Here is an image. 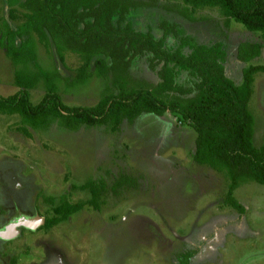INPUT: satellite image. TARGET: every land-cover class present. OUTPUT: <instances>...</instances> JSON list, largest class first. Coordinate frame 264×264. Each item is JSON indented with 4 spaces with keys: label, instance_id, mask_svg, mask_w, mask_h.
<instances>
[{
    "label": "rangeland",
    "instance_id": "rangeland-1",
    "mask_svg": "<svg viewBox=\"0 0 264 264\" xmlns=\"http://www.w3.org/2000/svg\"><path fill=\"white\" fill-rule=\"evenodd\" d=\"M125 1L134 3L127 22L137 30H151L160 38L162 21L177 24L178 34L166 37L168 48L178 47L185 35L208 45L222 42L229 54L227 73L236 81L247 65L237 58L239 43L261 40L241 23L226 26L216 7L200 9L198 20L191 21L166 10L169 0ZM9 8L0 0V18L17 28L20 22L9 18ZM35 44L40 65L60 71L57 84L66 103L92 105L100 99L105 78L93 76L69 87L64 78L74 76L77 55L65 52L62 60L55 48L48 52L37 39ZM253 63L264 64V51ZM21 69L29 71L32 66L14 63L0 46V95L19 90L14 80ZM132 71L159 80L147 56L136 58ZM189 80L186 72L178 77L180 83ZM30 94L38 103L45 94L44 81ZM250 108L256 118L254 143L260 146L264 72L256 74ZM20 121L18 114L0 115V264H176L189 251L191 264H264V184L249 182L235 190L243 213L228 205V178L194 161L197 133L178 117L145 113L134 123L124 121L118 132L104 125L74 131L53 120L46 128L30 127L33 136L18 130ZM122 173L134 176L137 186L118 194L111 189L101 208L86 205L53 227L45 226L47 218L57 216L62 195L73 203L90 198L89 189L74 185L104 180L109 186ZM39 217L45 222L22 229L24 236H18L25 218Z\"/></svg>",
    "mask_w": 264,
    "mask_h": 264
},
{
    "label": "trees",
    "instance_id": "trees-1",
    "mask_svg": "<svg viewBox=\"0 0 264 264\" xmlns=\"http://www.w3.org/2000/svg\"><path fill=\"white\" fill-rule=\"evenodd\" d=\"M9 18L20 22L17 28L0 18V46L16 64L32 66L17 70L15 84L19 90L0 95V115L21 116L18 130L31 136L30 127L46 128L53 120L69 130L83 126H106L118 132L124 121L134 123L142 114L163 116L167 112L191 126L197 133L194 161L206 165L228 178L225 202L240 212L244 205L235 190L249 182L264 184V143H254L256 118L250 108L256 74L264 64H254L264 51V0H169L164 6L188 20H198L197 12L216 7L226 26L241 23L261 40L245 39L237 47V58L247 63L242 78L236 81L227 73L229 58L222 42L198 43L185 35L176 48H168L166 37L178 34L177 24L162 21V37L140 31L128 21L134 3L125 0H6ZM21 39L20 43L17 41ZM37 41L51 52L55 48L64 60L65 52L75 53L79 64L73 77H65L67 86L84 84L93 76L107 80L100 99L92 105L66 103L57 80L58 69L45 70L38 61ZM188 49L186 52L185 49ZM147 56L148 66L159 80L150 81L132 71L136 58ZM186 72L189 83L178 77ZM43 80L45 94L38 103L31 100L30 89ZM33 136V135H32ZM137 180L122 173L108 186L104 181L89 180L81 189H89L87 200L71 202L67 194L60 198L56 217L47 218L45 226L68 219L86 205L101 208L104 196L112 189L137 186ZM51 203L53 198L48 199ZM193 252L183 255L176 264H191Z\"/></svg>",
    "mask_w": 264,
    "mask_h": 264
},
{
    "label": "flooded vegetation",
    "instance_id": "flooded-vegetation-1",
    "mask_svg": "<svg viewBox=\"0 0 264 264\" xmlns=\"http://www.w3.org/2000/svg\"><path fill=\"white\" fill-rule=\"evenodd\" d=\"M23 216H24V215H22V217L20 218V221H23ZM19 226H20V228H21V229H20L21 232L18 234V236H24L25 231L23 232L22 229H24V230H26V229H30V230H32V229H33V228H29V227H28L26 224H24V223H22V224L20 223ZM16 236H17V235H16Z\"/></svg>",
    "mask_w": 264,
    "mask_h": 264
},
{
    "label": "water",
    "instance_id": "water-1",
    "mask_svg": "<svg viewBox=\"0 0 264 264\" xmlns=\"http://www.w3.org/2000/svg\"><path fill=\"white\" fill-rule=\"evenodd\" d=\"M27 224H28V222L27 221H29V219H27V218H25V220H24ZM45 222V218H42V217H39V218H37V220L36 221H34L33 222V224H42V223H44ZM29 225V224H28ZM33 226V225H32Z\"/></svg>",
    "mask_w": 264,
    "mask_h": 264
},
{
    "label": "crops",
    "instance_id": "crops-1",
    "mask_svg": "<svg viewBox=\"0 0 264 264\" xmlns=\"http://www.w3.org/2000/svg\"><path fill=\"white\" fill-rule=\"evenodd\" d=\"M33 219H34V218H33ZM33 219L27 221L29 225H28L26 222H25V224L28 225V226H30L31 228H35V227L38 225V223L35 225V224H33V222L36 221L37 218H35L34 220H33ZM32 225H33V226H32ZM15 231L17 232V230H15ZM19 231H20V230H19ZM19 231H18V232H19ZM18 232H17V233H18ZM19 233H20V232H19Z\"/></svg>",
    "mask_w": 264,
    "mask_h": 264
}]
</instances>
